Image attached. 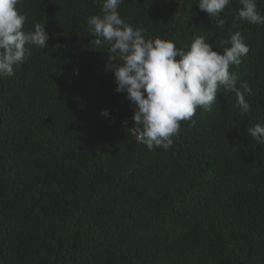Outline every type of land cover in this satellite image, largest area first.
Returning <instances> with one entry per match:
<instances>
[{
    "label": "trees",
    "instance_id": "1",
    "mask_svg": "<svg viewBox=\"0 0 264 264\" xmlns=\"http://www.w3.org/2000/svg\"><path fill=\"white\" fill-rule=\"evenodd\" d=\"M101 4L16 6L24 31L42 23L49 39L0 78V264H264V143L248 132L264 125V25L235 21L239 0L222 28L198 0H123L121 18L146 39L187 50L204 36L223 52L239 31L250 49L229 70L251 86V110L221 86L169 150L149 151L106 70L109 45L88 30Z\"/></svg>",
    "mask_w": 264,
    "mask_h": 264
},
{
    "label": "clouds",
    "instance_id": "2",
    "mask_svg": "<svg viewBox=\"0 0 264 264\" xmlns=\"http://www.w3.org/2000/svg\"><path fill=\"white\" fill-rule=\"evenodd\" d=\"M100 2V0H97ZM20 0H0V78L14 74V66L26 61L32 46L47 48L49 39L45 24L35 23L33 30L24 31L26 17L17 10ZM123 0H102L101 14L87 18L91 36L97 45L106 42L109 60L106 65L115 77L117 93L126 94L133 105L134 126L129 129L136 141L169 150L177 137L181 121L195 124L192 118L197 108L211 111L221 86L223 91L235 93L242 113L251 110L246 96L252 95L247 81L237 86L238 77L230 66L240 65L249 52L239 31L221 40L223 52L213 50L204 36H196L190 47L177 48L175 42L160 38L146 39L147 29L133 28L125 23L118 11ZM231 0H198V7L210 18H216L217 28L225 20L220 14ZM235 21L264 25V15L257 10L256 0H239ZM78 71V70H74ZM102 115L108 116L107 110ZM256 142L264 143V125L257 123L248 129Z\"/></svg>",
    "mask_w": 264,
    "mask_h": 264
}]
</instances>
